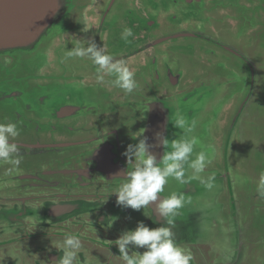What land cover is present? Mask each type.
<instances>
[{
  "label": "water",
  "instance_id": "95a60500",
  "mask_svg": "<svg viewBox=\"0 0 264 264\" xmlns=\"http://www.w3.org/2000/svg\"><path fill=\"white\" fill-rule=\"evenodd\" d=\"M106 1L97 0L95 7H91V12L88 10L87 16L80 5L83 18L95 21L97 17L95 13L108 10ZM113 1L110 2V6ZM121 1L123 6H128L126 9L129 6L139 11L143 9L144 14L147 13L155 19L158 27L169 28L170 31L174 29V37L170 36L167 40L179 38L176 43L171 42L175 50V46L186 45H191L189 47L195 49L204 46V50L208 47L213 49L218 47L214 58L217 54L224 56L228 54L227 52H232L244 65L245 74L242 80L245 81L249 72L251 79L248 81L251 82V86L261 82L262 75L259 72L263 73L262 68L250 56L251 48L248 47V51L244 50L242 53L231 42V34L226 31L229 35H225L223 31L229 24L227 14L232 11L230 0H224L226 7L219 6L216 11L214 10L216 13L214 19L211 17V7L208 3H202L203 0L196 5L192 0ZM235 1L237 18L242 21L249 19L248 24L254 25L250 32L264 34V0ZM68 3V0H0V63H4L6 56L20 54L22 50L37 44L59 18L65 15ZM117 3L121 6L120 2ZM78 6L79 4L72 6L71 12L80 10ZM109 12L113 15L119 14L115 5L107 13ZM216 17L219 20L224 19L225 22L215 20ZM253 41L256 43L255 39ZM239 45L242 47L240 43ZM209 59L205 56L199 66L205 67L204 63L210 62ZM215 61H211L213 65ZM169 63V60L162 62L158 60L157 66L147 67L145 73L148 87L153 74L161 67H168ZM54 67L51 65L49 68L55 70ZM232 76L212 69L202 75L196 74L194 79L178 92L150 97L143 102L139 135L143 133L139 138H147L148 143L152 145L150 150L157 159L162 157L164 151L171 150L170 144L164 149L157 134L167 137L169 141L183 138L182 130L173 125L177 116L182 115L189 123L196 120L198 125L218 103L232 94L230 87L233 89L235 87V84H232L234 82ZM111 81H108L110 82L108 90L112 92L116 87ZM245 83V86L237 88L243 95L248 93L246 89L248 83L247 81ZM116 89L121 91L119 88ZM259 91L257 88V93ZM249 93L245 94L247 99L243 104L244 107L248 104L246 111L250 110L249 114L254 115L252 106L253 103L256 105L257 93L252 104ZM241 112L242 106L231 124V119L223 118L221 121L220 114H216L219 125L215 127L221 125L220 121L221 123L227 121L224 126L226 134L210 132L209 138L214 142L209 140V144L203 147L195 145L192 158L202 150L209 156L212 164H222L220 170L213 172L206 167L202 174L205 177L215 175L213 188H206L198 180H191L186 184L170 180L161 194L167 197L172 192L184 193L186 199L190 201L174 218L173 231L178 244L192 252L191 264H247L248 261H252L253 264H264V244L254 241L256 238L249 234L241 233V210L237 206L238 202L234 203L237 197L233 198L234 195L230 194L233 191L231 185L234 184L235 177L227 163L228 155H232V159L237 162L253 163L260 160L262 152L261 159L264 160V122L258 123L255 127L247 121V117L240 120L238 115ZM258 114H263V111L259 110ZM194 131L188 134L189 138L193 137ZM242 137L243 143H237L236 141L239 142ZM20 145L30 147L28 143ZM258 145L262 151H259ZM56 146L61 148L69 144ZM236 150L241 152L240 156L236 154ZM215 152L217 154L214 161ZM55 155L54 161H65L67 165L59 170L69 175L64 182L49 183L47 186H43V183L38 184L37 190L22 194L10 192V188L0 186V264H57L62 250L57 249L54 244H60L66 233L81 235L82 264H124L115 245V240L120 234L134 229L141 221L152 228L165 223L163 219L153 214L150 207L136 211L116 204V194L112 192L123 182L119 174L127 166L129 170L132 167L120 152L102 148ZM48 157L45 156L44 160L47 161ZM232 163L234 165L233 161ZM188 175H191V169L186 170V176ZM226 182L230 186L229 198L232 201L228 209L224 208L225 205L218 198ZM256 185H249V195L245 197L247 200L245 206L248 208L256 205V196L260 197ZM262 202L264 203V198ZM112 221V226L108 227ZM259 238L264 239L263 236ZM133 250L141 253L144 251L143 248Z\"/></svg>",
  "mask_w": 264,
  "mask_h": 264
},
{
  "label": "flooded vegetation",
  "instance_id": "af4514ba",
  "mask_svg": "<svg viewBox=\"0 0 264 264\" xmlns=\"http://www.w3.org/2000/svg\"><path fill=\"white\" fill-rule=\"evenodd\" d=\"M71 1L74 2L75 0H69V3H71ZM96 1L97 0L81 1V7H83L86 16L88 10L91 12V7H95ZM115 1L120 2L121 6H123L121 0H114L108 10L114 5ZM201 1L202 0H192V3L196 5ZM88 2H90V4H88ZM106 2L105 4L107 7L111 0H107ZM202 3H208V6L211 7L212 19H214V14H216L214 10L216 11L217 7L227 6L224 4V0H203ZM235 6L236 1L230 0L232 11L227 14L228 16L226 19L228 22L231 19H238L235 13ZM69 10L67 9L64 13ZM108 10H104L102 13H95L97 16L96 17L94 14L96 17L95 21L89 20L91 21L88 22L89 24L87 23L89 29L84 32L81 31V34L85 35L86 40H94L97 44L99 32L102 29L109 30L111 27L117 25L122 32L125 28H130L132 30L133 35L131 37H136L138 41L131 40L129 43L136 48L135 51L133 53L127 51L114 56L116 60L125 61L126 63H129L130 59L136 54L147 56V58L150 59V63L147 62L148 59L140 64L141 66L138 72L135 73L137 88L132 94H125L123 90H121L117 91V93H110L105 96L99 94L87 95V93H83L84 87H82V85L83 83L87 85H89V83L97 84L95 79L91 80L89 77H83L78 82L77 80L80 78H76L75 74L56 68L55 64L52 63L53 61H50V54L52 58H54L55 51L58 48L60 50L62 49L69 35L71 36L72 34L71 38H73L74 41L69 40L68 44L71 42H75L76 44L85 43L84 39L77 34L76 30L72 31L68 25H65L67 22L64 21V15H62L54 25L56 26L60 23L64 24L63 30L65 32L68 30L69 35L66 34L63 36L64 34L57 32V29L53 25L51 28V37L47 39L44 46L38 49L46 50V53L44 51L39 53L41 55V63L37 68L28 65L27 61L22 59V57L29 54V50L35 49L40 41L28 49L22 50V52L26 54H21L20 56V68L17 67L18 62L16 54L6 56L3 60L4 63H0V123H16L20 130V135L15 138V142L19 145L21 143H28L30 146L20 145L21 163L18 170L10 173L9 169L11 165L0 163V186L10 188V192H17L18 194L30 193L37 190L38 186L42 183L43 186H47L50 185L49 183L58 184V182H64L69 175L64 172H59V170L62 166L65 167L67 165L65 161H54L55 154L60 155L62 152L72 154L77 151L110 148L125 156L124 152L127 146L129 144H136L137 140L140 139L139 124L143 115V102H146L150 97L170 95L176 91H180L189 81L194 79L196 74L202 75L212 69L213 71L222 72V69L218 66L223 65V62L226 63L225 58L232 61L235 60L236 56L232 52H227L228 54H224L222 58L217 54L216 58H214L213 55H215V50H219L218 47L214 49L208 47L204 50V46L195 49L194 47H189L191 45H186L180 47L175 46V50L172 44L176 43L179 38L167 40L170 36L174 37V29L170 31L169 28L163 29L158 27L155 19L147 13L144 14L143 9L139 11L135 9V7L129 6V8L126 9L128 10L126 13L119 11V22L112 25L105 22V18L110 17V12L107 13ZM86 16L85 18H88ZM217 20L225 22L224 19ZM124 21L126 22L124 23ZM249 26L250 25H246L248 28L244 27L245 29H243L252 31L254 25L251 24V26ZM243 29L242 27L239 28L240 34L243 33L241 32ZM223 31L224 33L230 31V34L237 32V30H231V22L226 25ZM56 34L62 35L63 38L61 39L55 36ZM225 35L229 34L225 33ZM237 47L242 53L248 48H245V46ZM205 56L210 58V62L204 63L205 67H200L199 63L202 59H205ZM212 57L214 59H212ZM236 59L239 58L236 57ZM158 60L159 62H162V60H169L171 64L169 63V65H167L168 67H161L156 71L152 79H149L148 87L146 84L147 79L145 70L150 65L151 67L157 66L156 63ZM212 60H216L214 62L215 65L212 64ZM51 65H54L56 70H51L49 68ZM35 69H37L36 72ZM90 69L92 70L91 75L96 77L95 66L93 64ZM249 78L250 73L248 72L245 81L248 83L246 89L248 93L250 92V103L252 104L256 96L255 94L257 93V88L260 89L259 93L262 92V88L259 83H255L251 86V82L248 81L251 78ZM112 79L114 78H109L107 75L105 76V81H110ZM61 80H66V83H68L66 84L67 87L68 85L71 87H68V89L62 87L63 90L65 89V91L62 92L64 94L56 97L58 93L56 92V95L55 91L61 90H59V87L54 86L60 85L59 82ZM27 82L34 83L32 89H27ZM236 88L230 96L228 95L216 106L213 112L218 111V115L228 114V116L221 118L231 119V124L232 119L242 106V112L238 115L240 120L247 117V121L251 122L255 127L258 123L264 122V114L250 115L249 112L251 111H246V109H248V104L244 107L243 103L247 99L245 94L248 93H244L243 95V93L236 90ZM225 109L228 111H225ZM208 114L203 117L195 128L193 137L196 139V146L203 147L209 144V140L213 141V139L208 138L210 132H212V127L209 125L212 123H205ZM211 120L214 121L212 118ZM203 133L205 136L202 139L206 142L201 139ZM198 137H200V139ZM260 138H262V136ZM243 141L242 137L239 139V142L238 140L236 142L243 143ZM236 142L235 145L237 147ZM62 144H69V146L61 148H59L60 146H56ZM216 154L217 152H215L213 156L214 161L216 159ZM44 155L49 156L47 161L44 160ZM228 157L227 159L231 166V172L235 177V179H233L234 184L231 185L233 191L230 192V194L234 195L233 198L237 197L234 203L238 202L237 206H239L241 210V233L249 234L251 237L256 238L254 241L264 244V239L259 238V236L264 237V203L262 202L264 197L256 196V205L250 208L246 207L245 202H247V200L245 197H248L250 187L245 184V178L243 176V174H245L248 177L250 185L258 184L261 175L264 174V160L261 159L253 163H244L232 159V155H228ZM221 168L222 164H212V162L207 166V169L213 172ZM44 182L46 184H44ZM229 189L230 186L229 184L227 185L226 182L224 190L220 192L218 197L219 201L225 205V209H228L231 201L229 198Z\"/></svg>",
  "mask_w": 264,
  "mask_h": 264
},
{
  "label": "clouds",
  "instance_id": "9594fccd",
  "mask_svg": "<svg viewBox=\"0 0 264 264\" xmlns=\"http://www.w3.org/2000/svg\"><path fill=\"white\" fill-rule=\"evenodd\" d=\"M83 25V30L87 31L89 27L86 23ZM132 35V30L125 28L121 38L127 40ZM84 41L85 43H78L67 50L64 59L87 58L95 66L97 83L102 84L106 75L111 76L114 77L111 81L113 86L123 90L125 94H132L137 88L135 72L123 61H117L103 45L98 46L94 40ZM173 125L182 130L184 136L169 141L167 137L158 133L159 143L164 149L170 144L171 149L164 151L160 159L151 152L152 145L148 143L147 138L139 139L136 144H129L124 152L128 165L131 163L132 167L129 170L127 166L119 174L123 182L112 192L116 194V204L136 211L150 207L156 217L165 221L154 228L141 221L134 229L120 234L115 240V245L124 264H191L193 260L192 252L178 244L173 231L174 218L190 201L186 199L184 193L172 192L167 197L161 194L170 180H175L179 184L198 180L206 188L211 189L214 186L215 175L207 177L202 175L211 162L206 153L200 152L192 158L196 139L189 138L188 134L194 131L197 121L192 120L189 123L185 117L178 115ZM19 135L20 130L16 123H0V163L11 165L10 173L18 170L21 163V146L15 142ZM186 166L187 169H191V175L186 176ZM257 191L264 197V174L258 181ZM113 221L108 227L112 226ZM54 245L62 250L57 264H82L81 235L66 233L62 242ZM139 248H143L144 251L141 253L133 250Z\"/></svg>",
  "mask_w": 264,
  "mask_h": 264
},
{
  "label": "rangeland",
  "instance_id": "374dc122",
  "mask_svg": "<svg viewBox=\"0 0 264 264\" xmlns=\"http://www.w3.org/2000/svg\"><path fill=\"white\" fill-rule=\"evenodd\" d=\"M69 1V0H68ZM81 1L82 0H75V2H72L71 3H68V10L65 15H64V21H66L67 23L65 25H68L72 31L76 30L77 34L80 35L84 40H86L85 38V35L81 34V31L84 32L83 28H84V25L83 24H87L88 22H91L89 20H85L81 14V11H82V8H80V5H81ZM90 1V0H89ZM112 1V0H111ZM78 9L80 10H77L76 12H71V8L72 6L74 5H78ZM88 4H90V2H88ZM114 5L117 7V9L122 12V13H126L128 10H126V7L128 6H120L117 2L114 3ZM110 7V3L109 5L107 6V9ZM120 18V14H117V15H113L112 13L110 14V17H106L105 18V22H108L110 25L112 24H115L117 22H119V19ZM126 21H124L125 23ZM61 24V23H60ZM56 25L54 26L56 29H57V32L61 33V34H64L63 36H65L66 34H68V30H66V32L63 30V25L64 24H61V25ZM89 24V23H88ZM218 27V26H217ZM235 30H237L236 33L232 34L231 36V42L237 46H240L239 43L242 45V46H247V47H250L251 50L250 52L252 53V58L261 66L262 68V72L263 73H260V75H262V80L261 82L259 83L260 84V87L262 88V94L261 93H257V97L255 98V101L256 102V105L253 103V106H252V113L253 114H258L259 113V110H262L263 111V114H264V34H259V32H256V33H253V32H250V31H246V30H241V33L240 34V31L238 28H235ZM71 31V30H70ZM65 32V33H64ZM230 33V31H228ZM226 33V32H225ZM121 34H122V31L119 30V28L116 26H113L111 27L109 30L108 29H102L100 32H99V37L97 39V45L98 46H104L106 51L111 54L113 57L116 56V55H120L122 54L123 52H129V53H133L135 51V47L132 46V44L129 43V41L133 40V41H138V39L135 37V38H132L131 36L128 37L127 40H124L121 38ZM69 35V34H68ZM55 36L59 37V38H63L62 35L60 34H56ZM72 36V34H71ZM71 36L69 35V38L65 41V44L64 46H62V49L60 50L59 48L55 51V57L52 58V55L50 54V61H53L52 63L55 64L56 68H59L60 70L63 69L65 71H69L70 73H73L75 74V77L76 78H80L78 79L77 81L79 82L81 80V78H86V77H90L91 80L92 79H95L96 80V77L92 76V70L90 69V67L92 66V62L90 60H88L87 58H74V59H69V60H65L64 59V55H65V52L67 50H70L73 46H75V42H71L68 44V41H74L73 38H71ZM51 37V29H49L47 31V34H45L41 39H40V42L39 44L37 45V47L33 50H29V54H26V53H23L21 52L20 54H16V59H17V62H18V68H20L19 66V59H20V56L21 54H26V56L22 57V59H24L25 61H27L28 65H30L31 67L33 68H37L39 66V64L41 63L40 61V58H41V55L39 53L41 52H45L46 53V50H38L41 48V46H44V44L46 43L47 39H49ZM253 39H255L256 43L253 41ZM52 41V40H51ZM50 41V42H51ZM49 42V43H50ZM39 46V47H38ZM193 46V45H192ZM246 52L248 50H245ZM248 54V53H247ZM219 57H223V55H219ZM149 58H147V56H142L141 54L139 55H134L131 59H130V62L129 63H126L124 61V63L129 66V68L131 70H133L135 73L138 72L139 70V67L141 66L140 64H142L143 62L147 61ZM132 60V61H131ZM226 60V63L223 62V65H220L218 66L219 68L222 69V71L225 73V74H228V76H232L234 78V82L232 84H235V87L234 89L237 87L239 88L241 85H244L245 86V82L244 80H242L243 78V74H245V68H244V65L243 63L236 59L234 61L228 59V58H225ZM48 61H49V58H48ZM117 61H120V60H117ZM148 63H150V59L147 61ZM60 66V67H59ZM52 69V68H51ZM56 70V69H55ZM37 71V69H35V72ZM96 71V69H95ZM247 72V70H246ZM231 74V75H229ZM235 76V77H234ZM109 78H111V76H109ZM114 78V77H113ZM89 82V80H88ZM97 82V81H96ZM60 85L58 86H54V87H59V90L61 91H55V94L58 95L56 97H59V96H62L64 93H62L63 91H65V89L63 90L62 87L68 89V87H71L70 85H67L68 83H66V80H61L60 82ZM27 89H32V87L34 86V83L33 82H27ZM84 85V86H83ZM82 87L83 88V93H87V95H98V94H102V95H105V92L107 91L106 94H110V93H117L118 89H113V91H109L108 90V87H110V82L107 81H104L102 84H92L91 85H87L85 83H83ZM233 86V85H231ZM232 89V91H234V89L232 87H230ZM236 88V90H237ZM106 90V91H105ZM69 91V90H68ZM98 91H100L98 93ZM230 91V92H232ZM57 92V93H56ZM119 93V92H118ZM122 95H123V92H122ZM259 97V98H258ZM262 98V99H261ZM221 103V102H220ZM218 103V104H220ZM218 106V105H217ZM258 106V107H256ZM260 108V109H258ZM225 111H228L225 109ZM218 113V111H211L209 112L208 114V118L205 119V123H212L210 124L209 126L212 127V133L214 134H218V135H224L226 134L225 133V123H227V121H224L221 123V121L223 120V118L221 117H225V116H228V114H221L219 116V119L221 118V121H220V126L218 128H214L216 125H219V120H217L216 118V114ZM229 113H230V110H229ZM215 117H214V115ZM214 119V121L211 120ZM230 125V124H229ZM200 130V128H199ZM194 135V133H193ZM210 135V134H209ZM205 136V134L203 133L201 135V139ZM210 136H208L209 138ZM200 139V137H198ZM258 149L259 151H262L261 147L258 145ZM236 154L238 156H240L241 152L240 151H237L236 150ZM262 154V152H261ZM261 154L259 156L260 160H261ZM229 164V162H227ZM241 174H242V171H241ZM244 178H245V184L246 185H250V183L248 182V177L243 174ZM259 251V250H257ZM247 264H253L252 261H248L246 262Z\"/></svg>",
  "mask_w": 264,
  "mask_h": 264
},
{
  "label": "crops",
  "instance_id": "0c3cea01",
  "mask_svg": "<svg viewBox=\"0 0 264 264\" xmlns=\"http://www.w3.org/2000/svg\"><path fill=\"white\" fill-rule=\"evenodd\" d=\"M248 20L249 19H245V20H240V19H231L230 21H229V24H230V22H231V30L232 31H234L235 30V28H240V27H242V29L245 27V28H248V27H246V25H249V24H247V22H248ZM250 27V26H249ZM244 28V29H245Z\"/></svg>",
  "mask_w": 264,
  "mask_h": 264
}]
</instances>
